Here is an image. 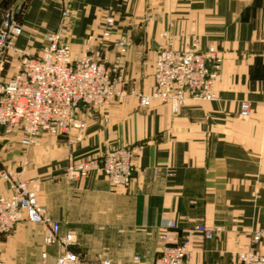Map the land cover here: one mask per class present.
Here are the masks:
<instances>
[{
    "label": "crops",
    "instance_id": "0c3cea01",
    "mask_svg": "<svg viewBox=\"0 0 264 264\" xmlns=\"http://www.w3.org/2000/svg\"><path fill=\"white\" fill-rule=\"evenodd\" d=\"M64 6L65 0H0V23L12 9L23 27L16 45L34 54L44 33L58 29ZM70 7L72 51L102 49L112 62L116 40L128 37L121 72L147 93L154 87L161 33L179 49L196 39L203 49L214 45L223 58L217 99L190 100L174 112L158 100L141 107L129 96L87 110L81 139L77 129L45 134L26 155L20 135L0 131V165L20 169L27 161L24 175L40 185L49 178L47 212L62 233L75 235L85 264L103 258L153 264L168 221L176 224L170 235L178 243L198 226L214 233L208 240L191 237L187 264H239L253 229L264 227V0H71ZM107 17L115 26L105 40ZM6 69V77L14 72ZM245 99L252 102L248 117L240 115ZM113 144L139 146L130 187L113 190L100 172L78 180L64 174L69 162L101 156ZM8 192L0 180V194ZM49 247L55 264L57 248ZM259 249L264 252V245Z\"/></svg>",
    "mask_w": 264,
    "mask_h": 264
},
{
    "label": "built area",
    "instance_id": "2783aa9c",
    "mask_svg": "<svg viewBox=\"0 0 264 264\" xmlns=\"http://www.w3.org/2000/svg\"><path fill=\"white\" fill-rule=\"evenodd\" d=\"M71 0H65L58 29L44 33L41 47L32 54L16 45L23 27L15 20L12 9L5 12L0 23V131L4 135H20L23 155L40 143L45 134L70 135L78 130L81 139L86 127L85 113L114 101L136 96L141 107H149L158 100L178 112L190 100L217 99L215 82L221 71L223 58L214 45L203 49L198 39L179 49L167 32L161 33L154 62V87L150 92L140 89L138 80L121 72V59L128 52L129 39L120 37L115 44L118 55L107 61L101 49H89L82 54L72 51L68 40L66 20L71 16ZM114 21L104 28L109 37ZM14 72L6 77L7 67ZM252 113V102L242 100L240 115ZM72 143V141H70ZM139 146L109 145L101 156L69 162L66 173L71 180L88 177L92 172L103 173L111 187H130L136 171L134 158ZM27 163V161H25ZM0 180L7 184L8 193L0 194V235L11 232L26 221L42 226L44 241L57 248L55 264H85L84 255L71 232L62 233L61 223L48 214L38 200L34 180H25L17 168L0 165ZM174 221L163 225L159 255L153 264H187L191 237L201 240L213 238L205 227L194 228L183 243L171 235ZM264 229L252 232L250 245L238 253L239 264H264ZM47 254L44 253V256ZM139 257L135 262L139 263ZM0 264H5L0 255ZM99 264H112L101 259Z\"/></svg>",
    "mask_w": 264,
    "mask_h": 264
},
{
    "label": "rangeland",
    "instance_id": "374dc122",
    "mask_svg": "<svg viewBox=\"0 0 264 264\" xmlns=\"http://www.w3.org/2000/svg\"><path fill=\"white\" fill-rule=\"evenodd\" d=\"M110 20L114 21L113 23L114 25L111 29V34H112V30L115 26V18L107 17L105 26L107 25V22ZM109 37H104L103 34V39L107 40ZM139 85H140V89L142 90V84L139 83ZM32 147H30L29 149H31ZM26 164L27 163L20 165V169L18 168L17 169L22 172V177L25 180H34V183H32V185H37L38 200L45 207L47 211L45 204L48 203L49 200L47 196L49 192L48 190L49 178L48 177L41 178V181L42 182L45 181L43 182L45 184L42 183L40 185L36 179L29 178L27 173L24 175V169H25L24 166ZM64 174L68 179H70L66 173V169L64 170ZM257 229H264V227L253 229V231ZM44 237H45L44 229L40 225L30 223L25 219H23L17 224V226L11 232L0 235V255L2 256L5 264H53V261L55 260L54 259L55 253L52 251V248H50L45 243ZM251 239H252V233H251ZM44 253H46L47 255L44 256Z\"/></svg>",
    "mask_w": 264,
    "mask_h": 264
}]
</instances>
